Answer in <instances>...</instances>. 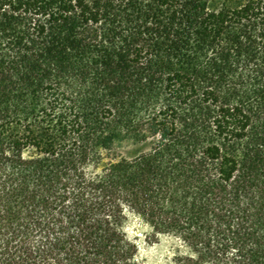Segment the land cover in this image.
<instances>
[{"label":"trees","instance_id":"trees-1","mask_svg":"<svg viewBox=\"0 0 264 264\" xmlns=\"http://www.w3.org/2000/svg\"><path fill=\"white\" fill-rule=\"evenodd\" d=\"M130 213L264 264V0H0V264H145Z\"/></svg>","mask_w":264,"mask_h":264},{"label":"rangeland","instance_id":"rangeland-1","mask_svg":"<svg viewBox=\"0 0 264 264\" xmlns=\"http://www.w3.org/2000/svg\"><path fill=\"white\" fill-rule=\"evenodd\" d=\"M123 152L127 149H123ZM126 229L139 245V256L145 264H174L177 254L189 247L173 233L154 235L152 227L139 215L130 213Z\"/></svg>","mask_w":264,"mask_h":264}]
</instances>
